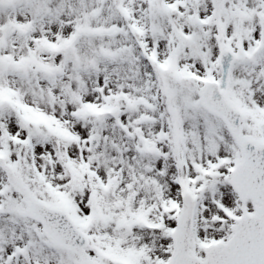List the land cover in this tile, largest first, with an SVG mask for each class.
I'll return each mask as SVG.
<instances>
[{"label": "snow or ice", "instance_id": "snow-or-ice-1", "mask_svg": "<svg viewBox=\"0 0 264 264\" xmlns=\"http://www.w3.org/2000/svg\"><path fill=\"white\" fill-rule=\"evenodd\" d=\"M0 264H264V0H0Z\"/></svg>", "mask_w": 264, "mask_h": 264}]
</instances>
